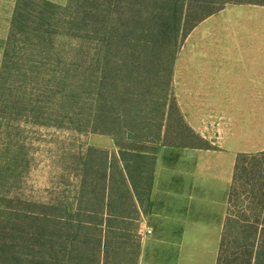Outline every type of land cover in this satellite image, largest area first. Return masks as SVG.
<instances>
[{
	"label": "rangeland",
	"instance_id": "374dc122",
	"mask_svg": "<svg viewBox=\"0 0 264 264\" xmlns=\"http://www.w3.org/2000/svg\"><path fill=\"white\" fill-rule=\"evenodd\" d=\"M164 1L0 0V264H30L37 253L42 264H98L106 152L120 156L91 144L102 137L158 144L162 172L184 179L168 203L205 207L221 226L186 230L183 261L181 245L156 239L173 230L147 234L151 207L135 212L118 184L109 210L132 219L108 222L110 264H209L211 247L220 264H247L253 208L264 226V5L227 3L185 33L162 19ZM222 50L248 51L251 99H190L199 62L224 55L251 73L241 53ZM121 156L134 171V158ZM204 167L217 181L199 177ZM195 176L209 187L200 198L187 190Z\"/></svg>",
	"mask_w": 264,
	"mask_h": 264
},
{
	"label": "crops",
	"instance_id": "0c3cea01",
	"mask_svg": "<svg viewBox=\"0 0 264 264\" xmlns=\"http://www.w3.org/2000/svg\"><path fill=\"white\" fill-rule=\"evenodd\" d=\"M228 51H231V53L233 54L241 53L242 58L240 59V61H244V64L242 65H245L246 67L251 66V73L249 75L244 74V72H241L240 70V68H243L242 66H240V63L232 61L231 59H227L224 57V55L218 57V59L214 60L213 63L210 62L203 64L199 62L195 67H193L191 75H189V77L187 78V84L192 86L189 92L190 99H198L203 101L213 100L218 102H233L251 99V96L248 95H251L253 92L252 85L254 68L251 65V62H249L247 60L248 58L245 56V54H248V51L222 50L221 53L223 54L224 52L226 53ZM228 75H237V78L245 80L244 82L243 80H241V83H243L244 86L245 83L249 84V86L244 87L243 84H240L241 87L235 88L232 78H230ZM261 75L264 76V73L262 72ZM231 106L232 104L229 103V109ZM233 139L234 135L230 134L228 138V147H232L231 143ZM91 144L93 146L101 147L107 150H124L155 157L149 201L148 203H145V209H147H143L144 205L141 209V212L142 210H144V212L147 213V210L149 209V207H151V214H153L155 218H153L154 220H152L151 222L144 216H142L143 220L141 221L140 226L141 228H150L151 230H173L172 232H167L165 236L164 234L157 236L156 239L163 244L181 245V255L183 256V261L186 256L184 248L186 243L185 239L188 238L186 230H205L215 227H217L219 230L221 229V226L219 224L216 225V223L211 219L212 217H208V214H206L208 213V211L205 209V207L189 206L185 208L181 206H172L168 203V199L171 196L181 197L184 179L180 174H177L176 176V174L162 172V168H164L162 162L163 159L159 156L161 150L158 144H149L128 140L118 141L109 137L95 138V140H93ZM218 163L220 165L226 164V162L223 161ZM165 168L167 170L169 169V167ZM184 177L188 179L187 176ZM196 177L198 176H195V180H193L192 186H190L189 183H187L186 185L187 190H189L190 187L192 188V191L194 193L193 197L200 198L199 195L204 194L205 191H209V187H207L205 183L200 184ZM199 177H203V179H211L214 182L217 181L215 180V178H217L215 174L206 173V169L203 174L199 175ZM156 201L159 204L157 209L155 207ZM156 217H159L161 220H156ZM176 230H179V232ZM206 237H208V235H206ZM214 238L216 237H211L213 245L217 243V238L216 241L214 240ZM207 253L209 254V264H216V249L211 247L207 250Z\"/></svg>",
	"mask_w": 264,
	"mask_h": 264
},
{
	"label": "trees",
	"instance_id": "16d2710c",
	"mask_svg": "<svg viewBox=\"0 0 264 264\" xmlns=\"http://www.w3.org/2000/svg\"><path fill=\"white\" fill-rule=\"evenodd\" d=\"M227 3H253L264 5V0H182L181 2H179V0H165L164 4L167 6V8L163 7V9L161 10V17L163 20L174 19L173 29L179 32L181 27H183L185 28L186 33L189 29L193 28L197 23H199L203 19L221 10ZM189 131L193 135V137L200 139L199 136L195 135L192 130L189 129ZM184 146L195 147L192 145ZM106 153L107 154L105 157L103 176L104 182L100 199L103 209L101 210V212L98 213L101 215V221L98 224V226L100 227V239L98 241L97 250V253L100 254V256L98 255L97 260L98 264H110V262H108V255H110L108 241V234H110V231L108 230H110V225H108V222L110 221V219L112 217H116L117 219H132L129 216L124 217L122 215H115L109 210V207L112 203V198L114 197V194L112 193L114 192V187H118V184H120L125 189L124 194H126L135 212L139 211L140 209H142V206L144 205L143 203H148L149 201L153 177V167L155 163L154 156L145 155L137 152L120 150V156L118 157L112 156V154L108 152ZM121 155H129L134 158V164H132L134 165V171L131 170V164H128L126 162V159L122 158ZM239 161L240 159H237L236 161L235 174L239 167ZM113 164L115 167V171H113ZM147 168L149 169L147 170ZM135 173H137V175ZM115 174L116 176H118V179L115 177ZM235 178L236 177L233 176L229 192H231V190L233 189V183ZM251 212L254 215L256 221L255 225H252L254 224L252 223L250 227L256 226L255 229L257 233V243L254 251L250 254L247 260V264H262L261 255L264 250V226L261 227L260 230L258 229L257 217L259 215L255 211V208H253ZM226 219L228 220L229 218ZM48 221L53 222L52 220ZM224 227H226V221ZM32 233L37 235L38 230L35 229V231H33ZM139 253L140 251H136V256H139ZM220 256L221 255L219 248L217 251L216 264L221 263ZM42 261V256L37 253L35 255V258L30 260V264H42ZM136 263L137 261L134 260V264ZM46 264L54 263L51 261V263L47 262ZM111 264H114V262H112Z\"/></svg>",
	"mask_w": 264,
	"mask_h": 264
},
{
	"label": "built area",
	"instance_id": "2783aa9c",
	"mask_svg": "<svg viewBox=\"0 0 264 264\" xmlns=\"http://www.w3.org/2000/svg\"><path fill=\"white\" fill-rule=\"evenodd\" d=\"M145 232H146L147 234H149V233L152 232V230H151L150 228H147V229H145Z\"/></svg>",
	"mask_w": 264,
	"mask_h": 264
}]
</instances>
